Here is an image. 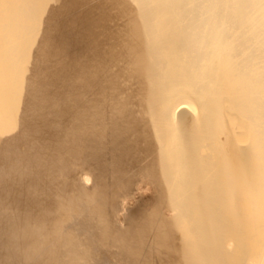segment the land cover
<instances>
[{"label": "bare ground", "instance_id": "bare-ground-1", "mask_svg": "<svg viewBox=\"0 0 264 264\" xmlns=\"http://www.w3.org/2000/svg\"><path fill=\"white\" fill-rule=\"evenodd\" d=\"M199 259L264 264V0H0V264Z\"/></svg>", "mask_w": 264, "mask_h": 264}, {"label": "rangeland", "instance_id": "rangeland-1", "mask_svg": "<svg viewBox=\"0 0 264 264\" xmlns=\"http://www.w3.org/2000/svg\"><path fill=\"white\" fill-rule=\"evenodd\" d=\"M217 67V66H216ZM216 67H215V65L212 67L213 68V71L215 72L216 71ZM27 69L28 67L27 66H24V68L23 69ZM25 69V70H26ZM215 74V77L217 78L218 77V72H215L214 73ZM216 74H218V75H216ZM212 84H214V83H212ZM212 88H213V86L211 85V84H209V85H207V88H206V90H205V92H204V95L206 96V95H210L211 94V90H212ZM147 115V114H146ZM88 167H82V168H79V172H78V175H77V178H79V177H81L80 175H83V173H85V174H88V175H91L92 176V183H93V173H92V171L88 168ZM87 169V170H86ZM140 178H142L143 180H140ZM142 183L143 182V186L140 184V182ZM147 181V182H146ZM92 183L91 184H89V186L88 187H91L92 186ZM147 183H149L148 185L150 186H148L147 185ZM151 182L148 180V178H143V177H141V176H138L137 177V179H136V181H135V183H134V187L135 188H137V189H135L134 188V190H133V192H132V194L131 195H128V196H125L123 193H121V192H119L117 195L119 196V198H120V201H119V204L122 202V203H125L124 204V208H121V205H122V203L119 205L118 204V207H117V210H116V212L114 213V217H115V219H116V223L118 224V226L120 225V227H124L125 226V224H126V221H127V219H128V217L127 216H129V213L131 212V211H133V210H135L136 208H138V207H140V206H142V204L144 203V204H146V203H148L149 201L151 202V199L153 200L156 196H157V191L154 189V186L152 187V183L150 184ZM137 184V185H136ZM138 184H139V186H138ZM146 185V186H145ZM136 186H138V187H136ZM144 186H145V188H144ZM140 187H143L142 189L140 188ZM151 188V189H149V188ZM141 189V191H142V193L141 194H139L141 191H140V189ZM153 188V189H152ZM139 189V190H138ZM145 189V190H144ZM147 189H149V190H147ZM136 190H138L137 192L138 193H136ZM154 190V192H152V191ZM150 191V192H149ZM135 192V193H134ZM143 192H144V194H143ZM136 194V195H135ZM154 195V196H153ZM130 196H131V199H130ZM132 196H134V198H136L137 196H139V197H137L136 199H134L133 200V197ZM136 196V197H135ZM129 197V198H128ZM140 197H141V199H140ZM122 198H124V200H125V198L127 199V200H123V201H121L122 200ZM129 199H130V201L131 202H133L132 204H129V206H127L128 205V201H129ZM140 199V201H138ZM138 201V202H137ZM144 201V202H143ZM131 202H129V203H131ZM146 202V203H145ZM149 202V203H150ZM138 203V204H137ZM142 203V204H141ZM148 203V204H149ZM134 204V205H133ZM138 206H137V205ZM147 205V204H146ZM75 206V207H74ZM74 206H72L71 208H70V211H72V212H78V209H77V207H76V204H74ZM126 206V207H125ZM136 206V207H135ZM143 206H145V205H143ZM132 207V208H131ZM147 207V206H146ZM72 208H74V209H72ZM119 208V209H118ZM128 211V212H127ZM118 212H120V213H118ZM123 212V213H122ZM170 212H172L173 214H174V216H173V214L171 213L170 214ZM169 214H170V216L171 217H169V215H168V217L169 218H167V220H168V222H170L171 224H173V223H176V226H177V228H179L180 227V225H181V227H180V229L183 227V224H182V222H185V217L182 215V214H180L179 212H176V211H173V210H171V211H169L168 212ZM120 214V215H119ZM121 214L125 217H121ZM179 215H181V216H179ZM117 217H119V218H121L120 220H121V222H120V220H118L119 218H117ZM173 217V218H172ZM175 219H177V220H175ZM118 221V222H117ZM178 222V223H177ZM181 222V223H180ZM180 223V224H179ZM179 224V225H178ZM177 230V229H176ZM67 231H69V230H67ZM66 231V232H67ZM174 234V232L173 233H171V234H169L168 235V237L171 235H173ZM177 236H178V234H176L175 235V242L176 243H178L179 242V237L177 238ZM233 245L234 244H232L231 245V247L229 246V249L232 251V250H234V247H233ZM232 247H233V249H232ZM204 262V260L203 259H199L198 260V262L197 263H195V264H201V263H203Z\"/></svg>", "mask_w": 264, "mask_h": 264}]
</instances>
